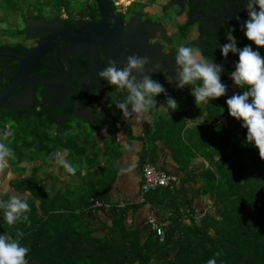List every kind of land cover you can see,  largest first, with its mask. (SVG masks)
Returning <instances> with one entry per match:
<instances>
[{"label": "trees", "instance_id": "obj_1", "mask_svg": "<svg viewBox=\"0 0 264 264\" xmlns=\"http://www.w3.org/2000/svg\"><path fill=\"white\" fill-rule=\"evenodd\" d=\"M46 2L56 16L62 12L73 15L69 0ZM212 3L210 11L222 5L218 0ZM86 6L87 12L76 16L92 17L94 0ZM246 19L227 24L218 32L204 28L201 37L187 44L214 62L229 61L221 75L226 94L210 101L204 121L188 114H172L161 117L154 129L145 132L151 133L148 151L154 153L155 143L160 142L175 163V173L165 170L164 165L157 166L176 175L172 189L166 185L145 193L139 188L137 201L112 197L119 152L103 156L104 160L84 157L83 167L69 174L54 163L57 157L70 159L79 144L77 135L68 132L72 130L68 121L66 130L53 137L42 127L34 132V125L29 128L33 139L27 140L21 128L30 124L31 118L43 120V111L17 113L15 117L6 113L2 122L16 123L17 128L10 126V133L19 144L14 147V160L10 159L15 177L0 199L30 190V223L9 225L0 209V234H23L21 243L30 249L28 264H206L210 258H215L216 264H264V160L258 149L245 143L247 130L228 115L226 99L242 91L229 77L238 56L229 53L225 58L218 46L228 42L229 32L238 48L249 44L242 30ZM157 98L167 100L164 93ZM0 129V135L10 134L1 122ZM17 148L41 153V162L34 165L37 157H29L27 167L19 166L28 161ZM79 149L83 154V148ZM158 155H153L148 165H156ZM143 164L138 162V168ZM52 167L56 173L48 171ZM145 205L148 211L164 212L161 241L145 220L136 221Z\"/></svg>", "mask_w": 264, "mask_h": 264}, {"label": "flooded vegetation", "instance_id": "obj_2", "mask_svg": "<svg viewBox=\"0 0 264 264\" xmlns=\"http://www.w3.org/2000/svg\"><path fill=\"white\" fill-rule=\"evenodd\" d=\"M212 1L213 0H153L151 2L154 3L152 15H156V20H149L147 18L150 14L147 7L140 8L142 4H147L148 0H111V10L113 15L121 20L123 26L126 25L128 19L138 16H141L140 19L142 21L150 22L151 25L155 26V29L148 33L153 36L152 39L149 40V43L158 45L161 53H163V50H166L163 45L168 47L169 58H172L176 48L172 47L167 31L164 29L165 24L163 23L164 15L167 16V12L172 11L171 20L173 18L178 21L181 20L182 24L179 23L177 28L180 34L185 32V34L181 35L182 37L186 39L187 33H189L190 30L195 32L193 40L202 36V34L200 35L198 33L199 23L202 25V31L204 28L208 27L212 31L218 32L227 24H233V22L237 21V16L239 20L247 18L243 0H218L222 5L210 11L209 8H211L213 4ZM118 5L120 9L117 11L115 7ZM21 17L31 19L33 22L43 20L54 24L56 23L59 24L61 29L46 35L40 34L37 37L27 39L24 34H21V28L17 29V27H15V31L19 32L15 35V40H13V38L11 39L10 35L1 36L0 38L3 39L2 41L4 43H0V90L7 85L9 78L15 73L19 64L18 62L26 58L33 49L41 44L44 38L47 37L49 39L57 35H67L71 32L82 30L83 26H93L101 23V18L97 9L94 10L92 17L85 18L73 15L69 17L65 12H62L59 16L53 13L46 18L34 14L19 15L17 18L18 21H21ZM68 18L69 21L65 22ZM82 32H85V30H82ZM104 32L101 34H105ZM59 40V38L56 41L54 39L50 40V47L39 59L38 64L31 68L20 91L16 92L15 90L9 97V100L5 101V103L0 106V122L3 124L7 133L11 131L10 125H13L12 127L14 128H17V125L15 122H2L3 119H6V113H11L13 114L11 116L15 117L14 114L17 113L43 111V125L46 123H54L53 131L51 129L50 131L45 130L53 137L57 136L61 129L65 131L68 125H72L73 127L75 123L78 124L79 122L87 124L86 122L90 121L93 123L96 121L94 108L96 109V107H98L104 109L101 104L103 99L100 100L97 93L99 89L97 87H90L88 81L94 76L96 77L95 72L107 63H117L118 59H115L114 54H112L113 50L105 54L98 51L94 63L95 69L97 70L91 71L86 67V62L80 58L70 61L71 59L64 53V46ZM33 63L34 61L31 64ZM159 70L161 69L159 68ZM6 71H8V74L4 77ZM145 74L146 73L143 75ZM67 75H69V77H67ZM143 75L136 76L135 74V78L139 81L143 78ZM167 78L169 79L167 80ZM59 79L61 80L60 84L56 82V80ZM152 79L163 85L166 90L164 93L166 96L170 94V89L172 93L174 92L172 90L173 83L170 82V77L167 76L165 72L159 71L158 74L152 76ZM175 81H177V79H175ZM44 85H47V87ZM175 88L178 89L176 85ZM16 89H19V87ZM105 89L106 98L104 99H107L109 104L105 106L106 108L110 106L112 100L115 99L118 94L126 93L125 90H118L115 86H110L108 84L105 86ZM81 107L91 114L90 120L88 119L87 121L82 116L81 118L75 117V115L79 114L77 112H81ZM11 108L15 110L10 111ZM18 108H23V110H18ZM67 121L68 125L66 124Z\"/></svg>", "mask_w": 264, "mask_h": 264}, {"label": "clouds", "instance_id": "obj_3", "mask_svg": "<svg viewBox=\"0 0 264 264\" xmlns=\"http://www.w3.org/2000/svg\"><path fill=\"white\" fill-rule=\"evenodd\" d=\"M243 3L247 19L242 24V30L250 43L238 48L237 40L229 32L228 42L218 46L223 57L227 58L229 53L238 56L234 71L229 73V77L233 84L242 91L226 99L228 115L239 121L241 127L247 130L245 143L258 149L260 158L264 160V56L259 51L264 48V0H243ZM236 19L239 20V17L237 16ZM174 59L178 66L176 87L184 90L183 87L191 86V95L195 103H208L225 96L227 87L221 82L222 68L214 63L213 58L210 59L203 55L197 47L181 44L175 50ZM148 63L147 57L131 55L127 57L124 67L109 62L95 72L99 80L106 81L108 85L115 86L118 90L126 91L124 98L118 99L115 107L120 110L121 115L130 118L133 123L146 121L151 112L157 109L156 97L166 91L161 83L152 79L150 74L143 75L139 81L131 75L134 71L143 73ZM159 108L174 111L178 109V102L168 97L166 104ZM13 157V149L4 142V137L0 136V167L5 166L7 160ZM54 163L69 174L74 175L77 171L67 159L57 157ZM145 166H153L168 175L171 179L167 186L172 189V182L176 180V175L167 173L154 165L146 164L141 169V176ZM142 182L141 179L139 188L145 193L166 186H157L143 191ZM29 192L30 190H25L23 194H10L6 200L0 199L3 220L7 224L30 223ZM149 212L144 218L145 222L148 223V218L153 216L156 219V225L164 233L163 227L166 222L162 217L158 218L151 211ZM150 228L153 230L152 227ZM153 231L155 233V230ZM22 235L19 231L15 237L5 232L0 234V264H28L26 257L30 249L21 243ZM155 236L160 240L156 233ZM215 255L218 256L219 253ZM206 264H216L215 258H210Z\"/></svg>", "mask_w": 264, "mask_h": 264}, {"label": "water", "instance_id": "obj_4", "mask_svg": "<svg viewBox=\"0 0 264 264\" xmlns=\"http://www.w3.org/2000/svg\"><path fill=\"white\" fill-rule=\"evenodd\" d=\"M94 2L101 18V23L93 26H83L82 30H85V32L77 30L67 35H57L49 39L47 37L44 38L41 44L33 49L26 58L18 62L19 64L15 73L9 78L7 85L0 90V106H2L5 101L9 100V97L15 90L16 92L20 91L31 68L38 64L39 59L50 47V40L54 39L56 41L58 38L64 46V53L71 59L70 61L80 58L86 62V67L91 71L97 70L95 69L94 63L98 51L105 54L113 50L112 54H114L115 59H118L116 64L120 67L126 66L127 57L131 55L148 58L149 63L145 66L144 72L134 71L131 74L132 76H135V74L136 76H140L146 73L150 74L152 77L159 73L160 68L170 77L171 83L177 85L178 82L170 75L171 71L165 70L164 56L161 54L160 47L154 43H149V40L152 39L153 36L148 33L154 31L155 26L151 25L148 21H142L140 19L141 16H139V18L134 17L128 19L126 25L123 26L121 20L112 13L111 0H94ZM21 21L23 27L21 34H24L27 39L37 37L40 34L46 35L61 29L59 24L43 20L33 22L31 19L21 17ZM102 32L105 34H101ZM198 33L200 35L202 34L201 23L198 24ZM33 61L34 63L31 64ZM7 74L8 71H6L4 77ZM67 77H69V75H67ZM60 81V79L56 80L59 84L61 83ZM89 83L90 87H97L99 89L97 93L100 100L106 98V81L99 80L97 76H94L92 79H89L88 84ZM44 86L47 87V85ZM17 87H19V89H16ZM83 109L84 108L81 107V112H77L79 114L75 115V117L81 118L82 116L85 120H90L91 114ZM14 110V108L10 109V111ZM18 110H23V108H18ZM89 123L92 122L89 121Z\"/></svg>", "mask_w": 264, "mask_h": 264}, {"label": "crops", "instance_id": "obj_5", "mask_svg": "<svg viewBox=\"0 0 264 264\" xmlns=\"http://www.w3.org/2000/svg\"><path fill=\"white\" fill-rule=\"evenodd\" d=\"M171 12L172 11L167 12L168 20H171V16H172ZM179 22L181 23V20ZM164 29L165 31H167L168 36L177 35L178 37H181L182 34H185V32H182L180 34V32H178L179 30L177 26L176 28L174 26L171 27L170 24H165ZM194 34L195 32L193 30H190V32L187 33V37H186L187 42L193 41ZM163 47L166 49L163 50L162 48L163 53H161L164 56L165 70L171 71L170 75L173 77V79H177L178 66L175 63V59H174L175 54L172 58H169V54H168L169 48L164 45ZM214 63L221 66L223 71L225 67L228 65L229 61L222 60ZM168 79L169 78H167V80ZM172 86H173L172 90L174 92L172 93L170 89L169 90L170 94L168 96L164 94L166 99H168V97L176 99L179 96L177 94L181 90L176 89L175 85L173 84ZM125 95L126 93L118 94V96H116L115 99L112 100L111 104L115 106L117 100L118 99L122 100ZM190 97H192L191 86H187V88H184L182 96L178 98L177 110L171 111L169 109L168 111H165L164 109H161L159 107L161 105H165L166 103L159 104L157 102V109L151 112V116L153 117L152 121H151V117L149 116V118L146 121L140 123H133L130 120V118L121 115L120 110L117 109L116 107L113 112H111L109 109H106L105 106L109 105L106 99H103L101 102V104L104 106V109L98 107H96V109L94 108L96 121H94L93 123H89V122L86 123L89 124L90 127H92V131L95 133L96 139L99 142V145L102 146V148H104L105 146L104 142L110 138L111 139L110 143L114 144V146L118 148V151L116 152L120 153V156L116 159L115 162L117 166V179L111 190L112 197H115L117 199L118 197H126V198H130V200L137 201L136 196L140 184L141 169L143 167L141 166L138 168V162L144 161L143 165L152 164L150 162V159L153 155L156 156L157 153L159 154L158 156L160 157L158 158L156 165L154 164L153 165L156 167L157 166L161 167V165H164L165 170H169L172 173L176 172L175 163L173 162V159L170 157L169 151L166 150V148L160 142L155 143L157 149L154 153L148 151L149 149L148 147L150 145L151 133L145 134V132L154 129L155 122L158 119H160L163 116H170L172 114L177 117L188 114L190 116L191 115L195 116L196 121L199 119L204 121V117L206 115V107L210 105V102L195 103V100L194 103L187 102V100L191 99ZM108 108H110V106ZM191 121L192 120L190 119L188 120L189 124ZM13 171L14 170H12L10 167L7 166V163L5 166L0 167V196H4L7 193V188L10 185V181L15 177V172ZM148 210H149V206L145 205L144 211H142V213L139 214L136 221L140 222L144 220L146 215L149 213ZM150 211L154 212L156 217L158 218L164 216L163 214H161L164 212H155L152 210Z\"/></svg>", "mask_w": 264, "mask_h": 264}, {"label": "rangeland", "instance_id": "obj_6", "mask_svg": "<svg viewBox=\"0 0 264 264\" xmlns=\"http://www.w3.org/2000/svg\"><path fill=\"white\" fill-rule=\"evenodd\" d=\"M88 1L90 2V4H92V0H69V2L67 3L71 13H73V16L78 15L80 12H87V4ZM153 0H148L147 4H142L140 6V8L142 7H147L148 12H150V14L148 15V19L149 20H156L157 17L156 15H152V7L154 5V3H151ZM117 9V11L120 9V6L115 7ZM15 9H19V13L24 12L23 14L20 15H25V14H34V15H40L42 16V18H46L48 17V15H51L54 13V10L52 8V6L46 2V0H38L36 2V0H0V37L3 35H10V38L13 40L16 39L14 32L15 31V27H17V29L21 28L20 30L23 29L22 27V21H18V14H15ZM168 16L164 15V24H170V26H174L176 28V26L178 25V23H180L178 20L176 19H172V20H168L167 19ZM19 27H18V26ZM4 33V34H3ZM12 36V37H11ZM170 39L171 45L174 48H177L178 46H180L181 44L183 45H187V40L184 39L182 36L178 37L177 35H173L168 37ZM18 39V38H17ZM3 39L0 38V43H4L2 41ZM250 43V42H249ZM253 47L255 48V46L253 45ZM261 55H264V48L259 49ZM183 88H187V86L183 87ZM180 92L177 94L179 95V97L182 96L183 94V90L182 88H180ZM172 96V95H171ZM178 98H176L175 100L178 101ZM190 100H187V102H191L194 103V99L192 97H190ZM166 99V98H164ZM167 100L164 101H160L157 98V102L159 104L161 103H166ZM104 107V106H102ZM109 109L111 112L114 111L115 106L114 105H110V108H106ZM117 114V113H116ZM151 121L153 119V117L151 116ZM118 119V117H117ZM40 123H44L43 120L39 121L38 119L33 120L32 118L30 119V124H26L25 128H21V129H25V133L27 135V140H32L33 136L31 135L32 132H30L29 128L30 127H34V125L36 126V129L34 132H39L40 128L42 127L43 130L46 131H50V129L53 131L54 129V123H46L44 125H41ZM13 126V125H10ZM10 130V129H9ZM11 131L12 128H11ZM238 131V130H236ZM70 132L71 135H77L76 138L78 137L79 139V144L77 143L76 146H74V151L72 153V156L70 159H68V161H70L73 166H75L76 168H82L83 167V163H82V159L84 157H90V158H96L98 160H104L103 156L105 155H113V152L115 153L116 151H118V148L116 146H114V144H111L110 141L111 139L109 138L107 141L104 142L105 146L104 148H102L101 145H99V142L96 139L95 133L92 131V128L85 123L79 122L78 124L75 123V126L72 127ZM1 136L4 137V142L7 143L15 152L16 149L14 148L16 146V144H19L15 139V135L14 134H7V135H3L1 134ZM49 137H51L49 135ZM81 143V144H80ZM78 146V147H77ZM80 147L83 148V154H81V150L79 149ZM19 151H21L19 148H17ZM34 152H30V150H22L21 154L24 155L25 158L29 157H37V162L34 163L37 164L38 162H41V160L38 157H42L40 156L41 153H34ZM82 156H81V155ZM15 155V153H14ZM13 158H9L7 160V166L10 167L12 170L15 169L14 166L11 165V160ZM14 160V159H13ZM108 163L111 162V158L107 161ZM199 162V161H197ZM31 162H26L23 161L19 166H23V167H27ZM52 166V165H50ZM29 171V170H28ZM27 171V174H29V172ZM48 171L50 172H54L56 173V168L52 167L49 168ZM76 178V176H73V179ZM66 183V182H65Z\"/></svg>", "mask_w": 264, "mask_h": 264}, {"label": "built area", "instance_id": "obj_7", "mask_svg": "<svg viewBox=\"0 0 264 264\" xmlns=\"http://www.w3.org/2000/svg\"><path fill=\"white\" fill-rule=\"evenodd\" d=\"M170 179L171 178L168 175L155 169L153 166H145L142 170V190L147 191L157 186L168 185ZM148 223L151 225L152 229L155 230L159 239L162 240L163 232L162 229L156 225V219L153 216H150L148 218Z\"/></svg>", "mask_w": 264, "mask_h": 264}]
</instances>
